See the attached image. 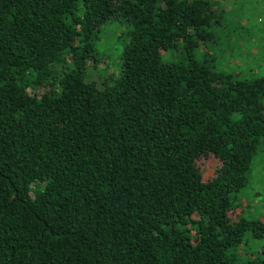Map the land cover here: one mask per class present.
Instances as JSON below:
<instances>
[{"label": "trees", "instance_id": "16d2710c", "mask_svg": "<svg viewBox=\"0 0 264 264\" xmlns=\"http://www.w3.org/2000/svg\"><path fill=\"white\" fill-rule=\"evenodd\" d=\"M225 18L217 0H0V264H264V219L234 212L264 71L216 66ZM112 19L129 36L102 76Z\"/></svg>", "mask_w": 264, "mask_h": 264}, {"label": "rangeland", "instance_id": "374dc122", "mask_svg": "<svg viewBox=\"0 0 264 264\" xmlns=\"http://www.w3.org/2000/svg\"><path fill=\"white\" fill-rule=\"evenodd\" d=\"M224 8L226 18L223 35L210 52L214 61L224 71H240L246 76H254L264 71V0H217ZM127 27L112 19L101 29L96 38V48L102 58L97 71L104 76L118 72L120 53L128 39ZM164 57H169L167 50ZM202 160V159H201ZM215 161H212V164ZM211 168V167H210ZM209 168V169H210ZM207 170L209 173L211 170ZM246 216L264 219V139L260 144L255 162L248 173V183L238 193V206ZM258 241L248 238L244 244L247 251L257 252Z\"/></svg>", "mask_w": 264, "mask_h": 264}]
</instances>
